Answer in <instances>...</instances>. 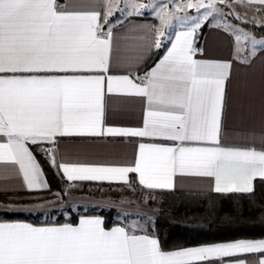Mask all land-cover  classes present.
Instances as JSON below:
<instances>
[{
    "label": "snow or ice",
    "instance_id": "6c2138e0",
    "mask_svg": "<svg viewBox=\"0 0 264 264\" xmlns=\"http://www.w3.org/2000/svg\"><path fill=\"white\" fill-rule=\"evenodd\" d=\"M232 3L186 0L175 5L183 16L167 10V4L160 7V28L153 29L152 46L170 47L143 77H134L110 71L113 33L104 26L118 10L119 0H107L103 12L76 10L58 0H0V163L17 167L28 191L47 187L31 144L53 145L46 154L68 181L130 186L134 174L144 189L171 190L179 175L205 179L217 194L254 193V181H264V150L221 141L231 64L194 58L201 51L194 46L195 34L210 17L232 15L240 20L231 11L225 13ZM247 3L264 6V0ZM131 7L130 14L139 16L154 5ZM189 9L199 15L189 17ZM173 20L185 29L176 31L174 39L167 31ZM229 29L235 33L237 53L248 43L253 48L264 43L242 28L227 25ZM113 95L142 98L143 127L105 124V100ZM105 136L171 145L140 142L134 163L127 166L56 163L58 138ZM139 231L106 230L102 219L87 217L76 226L0 222V264H249L253 254H258L255 264H264V240L165 252L157 238Z\"/></svg>",
    "mask_w": 264,
    "mask_h": 264
},
{
    "label": "crops",
    "instance_id": "0c3cea01",
    "mask_svg": "<svg viewBox=\"0 0 264 264\" xmlns=\"http://www.w3.org/2000/svg\"><path fill=\"white\" fill-rule=\"evenodd\" d=\"M123 8V2L119 0V8L114 11V16H119L120 21L113 24H106L105 30L111 29L113 33V52L111 61V74L125 75L131 73L134 77H143L146 72L153 68L156 63L166 54V44L161 57L149 67L146 72L139 73L145 66L150 58L152 51L155 47L152 46L153 29L160 28L158 25V18L153 9L144 11L142 15L130 14L132 12L131 5L133 3L145 4L141 1H133ZM247 6V0H242ZM59 3V2H58ZM107 0H63L62 4L73 6L76 10H99L103 12V4ZM150 4V0L148 1ZM262 7L259 5H253ZM257 17L260 16L256 11L251 9ZM123 11H125L123 13ZM264 15V14H261ZM188 26V25H187ZM185 26V28L187 27ZM204 28L205 33L200 46H197V38L200 31ZM226 25L216 24H203L195 34L194 46L201 51L194 57L196 59L229 62L231 64L230 76L225 85V102L221 130V141L227 146H254L257 150H264V43L257 44L255 48L248 43L241 51L237 53L235 33L232 29L225 30ZM185 30L184 28L176 27L168 31L170 37L174 39L176 31ZM257 41H264V37L254 36ZM156 49V48H155ZM145 104L142 98L128 97V96H107L105 100V124L111 127L120 128H141L143 127V115ZM144 143H161L171 145V142L166 141H151L148 139L141 140L136 137H61L58 138L55 147V160L56 163H72V164H86V165H100V166H127L134 163L137 155L138 144ZM44 148L46 159L51 164V158L46 154V148H51L53 145H41ZM30 150L31 144L29 145ZM33 155L36 158L34 152ZM42 171V180L46 182L47 187L36 190L28 191L23 181L22 175L19 173L18 168L9 164L0 163V194H17L10 197H31L30 193L45 192L49 189V182L46 178L44 170L40 165ZM61 172V171H60ZM63 175V173L61 172ZM64 177V176H63ZM66 184L74 186H83V183H104L124 185L123 183L106 182V181H68L66 177ZM131 185L116 186L137 188L143 191L135 180L134 174H130ZM257 178L254 181V187ZM264 182V181H263ZM93 187V186H89ZM144 189V188H143ZM145 193L156 194V191H175L184 193H214L211 191V185L207 180L190 177V176H176L174 178V188L171 190L157 189L148 190L144 189ZM47 193L41 194L45 195ZM239 194V193H235ZM7 201L6 203H9ZM0 203H2L0 201ZM10 207V206H8ZM18 207V206H17ZM19 208V207H18ZM5 209V208H4ZM21 209V207H20ZM6 211V210H5ZM22 210L11 212H26ZM38 212V211H37ZM42 211L38 212L41 213ZM100 218L106 230L113 227L132 228L129 224L122 220L117 219L119 222L114 225L108 226L106 218L101 215H81L75 223L63 224H33L28 221H0L7 223H26L35 227H51L61 226L64 224H72L76 226L81 218ZM154 226V225H153ZM153 227L149 230H140L138 234H148L157 238L152 232ZM158 239V238H157ZM238 240H264V238L256 239H237L227 242H235ZM159 241V239H158ZM160 244V241H159ZM216 244V243H211ZM210 244L184 247L175 250L165 251H179L185 248L207 246ZM258 254L249 256V264H255Z\"/></svg>",
    "mask_w": 264,
    "mask_h": 264
},
{
    "label": "trees",
    "instance_id": "16d2710c",
    "mask_svg": "<svg viewBox=\"0 0 264 264\" xmlns=\"http://www.w3.org/2000/svg\"><path fill=\"white\" fill-rule=\"evenodd\" d=\"M63 0H58L62 4ZM248 8L256 11L258 6ZM264 7V6H262ZM263 13L264 11H256ZM259 37H264V27L243 23ZM204 28L199 32L197 46L203 39ZM163 49H153L145 66L139 73L146 72L163 54ZM46 178L49 189L45 192L30 193L41 195L51 192H63L66 180L56 167L46 159L41 145H31ZM83 186L98 188H113L116 184L83 183ZM143 191V188H141ZM163 208L154 219L153 233L160 241L165 251L184 247L211 243L227 242L237 239L264 238V182L257 181L252 194H217V193H184L175 191H156ZM17 194H0V201L7 202ZM58 213V214H57ZM116 210L100 209L71 213L66 217L62 211H51L45 219H40L41 213L26 214L24 212H1L0 221H28L33 224H63L75 223L81 215H101L106 218L108 226L119 221L115 218Z\"/></svg>",
    "mask_w": 264,
    "mask_h": 264
},
{
    "label": "rangeland",
    "instance_id": "374dc122",
    "mask_svg": "<svg viewBox=\"0 0 264 264\" xmlns=\"http://www.w3.org/2000/svg\"><path fill=\"white\" fill-rule=\"evenodd\" d=\"M141 1L148 4L149 0H131ZM123 2V8L126 10L129 0H121ZM186 0H150V4L154 5L152 11L155 13L164 4L168 5L167 10L175 12L176 16L185 15L184 12L176 10L175 5L182 4ZM223 7L222 5H220ZM242 0H233L230 8H225V13L231 11L235 15H238L240 20H236L232 15L224 16H214L210 17L208 21L203 24H216L220 23L223 25H232L233 28H242L245 31L251 33L254 36V32L250 27H246L240 21L244 23L253 25H264V14L258 13L260 16H256L251 13L250 10ZM203 11V10H201ZM254 11V10H253ZM125 11H123L124 13ZM187 15L189 17L198 16L199 13L195 9L187 10ZM109 23L113 24L120 21L119 16L108 17ZM195 21H190L194 23ZM158 25L160 27V21L158 19ZM187 26V25H186ZM179 27V23L176 20L172 21V25L169 29L171 30ZM259 37V36H258ZM9 203H0V213L1 212H11L5 211V206H10L14 208H24L27 210L26 214H36L40 211V219H45L50 215L51 211H62L66 217H69L71 213L85 212L100 209H113L116 210L115 218L124 221L129 224L132 228H137L139 230H149L154 225V219L158 215V211L164 206L160 197L157 194L145 193L139 189L127 188V187H117V188H98L85 187V186H74L70 184H64L63 192H51L45 195H37L31 197H14L9 199ZM18 206V207H17ZM38 211V212H37ZM58 214V213H57Z\"/></svg>",
    "mask_w": 264,
    "mask_h": 264
}]
</instances>
